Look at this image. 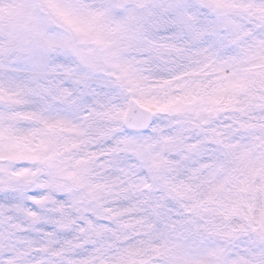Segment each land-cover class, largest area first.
Instances as JSON below:
<instances>
[{
    "label": "snow or ice",
    "instance_id": "6c2138e0",
    "mask_svg": "<svg viewBox=\"0 0 264 264\" xmlns=\"http://www.w3.org/2000/svg\"><path fill=\"white\" fill-rule=\"evenodd\" d=\"M0 264H264V0H0Z\"/></svg>",
    "mask_w": 264,
    "mask_h": 264
}]
</instances>
